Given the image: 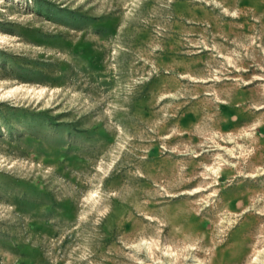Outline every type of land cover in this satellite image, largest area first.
<instances>
[{"label": "rangeland", "instance_id": "rangeland-1", "mask_svg": "<svg viewBox=\"0 0 264 264\" xmlns=\"http://www.w3.org/2000/svg\"><path fill=\"white\" fill-rule=\"evenodd\" d=\"M0 264H264V0H0Z\"/></svg>", "mask_w": 264, "mask_h": 264}]
</instances>
